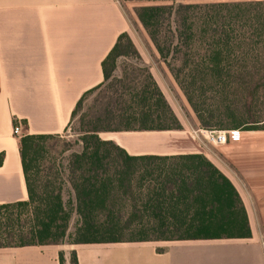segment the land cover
I'll list each match as a JSON object with an SVG mask.
<instances>
[{
	"label": "trees",
	"instance_id": "1",
	"mask_svg": "<svg viewBox=\"0 0 264 264\" xmlns=\"http://www.w3.org/2000/svg\"><path fill=\"white\" fill-rule=\"evenodd\" d=\"M118 1L140 4L138 21L203 129L264 130L257 112L264 89V0ZM139 56L130 35H120L102 64L103 83L79 100L66 130L78 120L80 151L54 159L62 134L19 139L28 200L0 204V248L64 245L74 216V244L252 236L240 193L206 156L136 157L100 137L182 130L147 67L142 79L114 76L121 57ZM94 93L97 109L79 116ZM61 142V155L72 151ZM70 264H78L75 252Z\"/></svg>",
	"mask_w": 264,
	"mask_h": 264
},
{
	"label": "crops",
	"instance_id": "2",
	"mask_svg": "<svg viewBox=\"0 0 264 264\" xmlns=\"http://www.w3.org/2000/svg\"><path fill=\"white\" fill-rule=\"evenodd\" d=\"M132 35L118 0H0V204L28 200L19 139L61 135L85 93L104 81L103 62ZM146 67L182 130L102 133L132 156H206L235 185L248 213L247 239L150 241L0 248V264H264V130H227L226 144L195 138L200 122L153 45ZM15 121L22 135L14 133Z\"/></svg>",
	"mask_w": 264,
	"mask_h": 264
},
{
	"label": "rangeland",
	"instance_id": "3",
	"mask_svg": "<svg viewBox=\"0 0 264 264\" xmlns=\"http://www.w3.org/2000/svg\"><path fill=\"white\" fill-rule=\"evenodd\" d=\"M203 2H212V1H204V0H178L177 1V3H186V4L203 3ZM120 3L122 5V8L124 10L126 17L130 20V23H131L132 35L130 37H131L132 41L134 42L136 48L137 47L142 48L146 52V54L148 55V51H147L148 46L153 45V43H152L149 35L147 34L145 29L143 28V26L141 25V23L138 21L137 16L134 12V9L136 7H138L140 4L132 3V2H124V1H120ZM159 58H160V56H159ZM143 60H144V58L141 55L138 58H136V57H121L117 62V70L115 71L114 76L116 78H121L123 80H126L128 78L129 79H136V78L142 79L143 73L141 72V69L146 67ZM126 82H127V80H126ZM180 90H181V88H180ZM182 93H183V91H182ZM183 95H184V93H183ZM184 97H185V95H184ZM97 98H98L97 93L89 95L83 104L82 111L80 112L79 116H81L82 114H88V113L92 112V110H94L95 108L97 109V107H98L97 102H96ZM186 100H187V98H186ZM187 102H188V100H187ZM241 104L242 103L239 104L240 109H241ZM257 112L264 115V89L259 94V101L257 103ZM79 116H78V118H79ZM79 128L80 127H79V123L77 120L73 125L70 126V128L67 132H64L61 135L62 138L58 142L59 143L58 148H57L58 150H57L56 154H54V159H60V160L64 159L65 160V157H67L71 152L81 150L82 147L80 144H78V139H79L78 138L79 137L78 130H79ZM218 131L227 132V130H218ZM61 141H66V142L70 143L73 147L72 151H70L64 155H61V153H60L61 146H62ZM77 221H78L77 216H74L71 223H70L68 236L64 240V245H73L75 243V241L77 240V237L75 235ZM127 237H130V236L128 235Z\"/></svg>",
	"mask_w": 264,
	"mask_h": 264
},
{
	"label": "built area",
	"instance_id": "4",
	"mask_svg": "<svg viewBox=\"0 0 264 264\" xmlns=\"http://www.w3.org/2000/svg\"><path fill=\"white\" fill-rule=\"evenodd\" d=\"M14 133L16 135H22V129L19 126H15ZM194 137L200 139L201 137L207 140L214 146L226 144L228 141V134L225 131H218L215 129H200L194 131Z\"/></svg>",
	"mask_w": 264,
	"mask_h": 264
}]
</instances>
